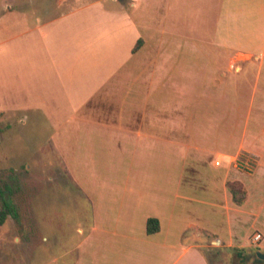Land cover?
<instances>
[{
  "label": "crops",
  "instance_id": "obj_1",
  "mask_svg": "<svg viewBox=\"0 0 264 264\" xmlns=\"http://www.w3.org/2000/svg\"><path fill=\"white\" fill-rule=\"evenodd\" d=\"M160 1L133 0L134 14L121 15L126 25L115 30H92L59 10L19 11L34 17L23 21L35 33L20 49L28 67L0 80L34 96L23 106L35 114L53 115L49 141L66 149L69 164L63 175L52 172L51 191L72 180L88 202L84 217L67 222L66 237L41 232L53 220L38 216L30 231L21 217L16 232L9 215L0 225L10 224V235L0 233V264H210L204 247L250 246L253 229H264V0H194L220 6L215 35L194 25L195 42L172 36L188 26L183 7L192 0L142 10ZM246 154L257 161L251 175L235 163ZM212 155L217 167L228 165L210 182L201 164ZM235 179L248 186L241 205L227 184ZM149 218L158 231L148 232ZM258 252L254 262L263 260Z\"/></svg>",
  "mask_w": 264,
  "mask_h": 264
},
{
  "label": "rangeland",
  "instance_id": "obj_2",
  "mask_svg": "<svg viewBox=\"0 0 264 264\" xmlns=\"http://www.w3.org/2000/svg\"><path fill=\"white\" fill-rule=\"evenodd\" d=\"M162 1H160V4L154 3L152 5L151 3L146 5L142 10L149 7V9H154L155 12H162L166 6ZM132 2L133 0H0V79L4 77L17 78L19 69L28 67L19 61L23 58L20 49L23 45L22 42H25L30 35L35 33L34 31H31L30 34L26 32L23 21L28 20L31 22L34 17L23 18L19 16V11L33 14L34 10H59L60 13L63 11L69 13L66 15L69 18L73 17L76 24L90 26L92 30L106 27L115 30L116 26L126 25L120 17L121 15L134 14L136 8L132 5ZM188 5L183 7L185 9L182 23L188 26L185 25L186 29L177 28L176 33L172 36H176L180 41L186 39L188 42H192L191 40L195 42L194 34L191 33L194 30V25H198L200 28L206 26V30L203 31L204 34L209 35V32H213L214 36L215 13L217 11L218 15L220 6L217 5V9L206 7V5L201 8V3L195 5L194 0L190 1ZM9 6H11V9H8ZM171 8L173 12L177 13L175 5L174 7L171 5ZM200 16L201 19H199ZM156 19L161 21L160 17ZM207 28L209 29L207 30ZM29 68L34 73V66L30 65ZM33 102L34 96L26 95L15 89L14 85L3 84V81L0 80V111L5 113L0 112V172L2 177L11 185L12 199L20 206L22 217H24L22 226L27 231L33 230L36 223L34 216H38V220H53V223H46L49 225H41L39 227L41 232L54 236H70L73 232L70 231L71 225H67V222L72 224L76 219L84 217L87 214L84 206H87L86 202L88 201L82 191L74 188L72 180L69 184H64L65 186L59 184L60 187L67 186V189L63 188L55 193L51 191L50 175L55 170L59 175H63V169L69 164V161L63 157L65 156L63 151L66 149L54 146L49 141L53 131L50 127L53 115L48 114L50 116V119H48V116L47 118L44 114H35L33 109L23 106L24 104H33ZM247 155H241L235 163L245 174L251 175L256 171L257 161L255 156L250 155L248 157ZM215 159L216 156L212 155L206 162L201 164L202 168L209 172L210 177L205 178V180L210 182L211 179L218 178L220 172L223 173L228 165L224 163L222 166L217 167ZM60 179H63V177L60 176ZM233 181L243 184L247 190L248 198L247 184L238 179ZM216 190L213 189L212 195L218 194L220 201L225 205V197L220 190L217 193ZM190 202L192 201H188L189 204ZM194 203L196 205V202ZM218 211L216 217L219 230L217 234L218 241L225 242L228 238L226 213L221 206ZM262 217H264V213L261 214L260 218ZM56 219L58 223L54 224ZM9 227L10 224L0 227V233L7 230V236L10 235ZM18 228L16 222L14 230L17 232ZM258 232L261 234V239L256 242L254 236ZM206 239V236L202 235L199 238L200 243H204L207 241ZM250 242V246L235 245L230 247L221 242L217 243L213 249L204 247V252L210 264H237L240 257L236 254L237 251L234 248H245L250 253V257L246 259L244 264H264V259L259 262L253 261L255 252L261 251L264 253V229L259 226L255 227L250 235Z\"/></svg>",
  "mask_w": 264,
  "mask_h": 264
},
{
  "label": "trees",
  "instance_id": "obj_3",
  "mask_svg": "<svg viewBox=\"0 0 264 264\" xmlns=\"http://www.w3.org/2000/svg\"><path fill=\"white\" fill-rule=\"evenodd\" d=\"M227 184L232 193L234 202L238 205L243 204L247 199V190L243 184L238 181L236 182L231 180H229ZM9 215H12L18 225H21L22 212L20 206L12 199L11 185L5 178L2 177L0 172V225H3L6 222ZM159 227L160 225L158 219H148L147 229L149 233L158 231ZM239 257L240 264H244L246 259H248L247 256L241 252L239 253ZM256 260L260 261L257 257Z\"/></svg>",
  "mask_w": 264,
  "mask_h": 264
},
{
  "label": "built area",
  "instance_id": "obj_4",
  "mask_svg": "<svg viewBox=\"0 0 264 264\" xmlns=\"http://www.w3.org/2000/svg\"><path fill=\"white\" fill-rule=\"evenodd\" d=\"M261 239V234L260 233H257L255 236H254V241H259Z\"/></svg>",
  "mask_w": 264,
  "mask_h": 264
},
{
  "label": "water",
  "instance_id": "obj_5",
  "mask_svg": "<svg viewBox=\"0 0 264 264\" xmlns=\"http://www.w3.org/2000/svg\"><path fill=\"white\" fill-rule=\"evenodd\" d=\"M258 256H259L260 258L264 259V254H263V253L258 252Z\"/></svg>",
  "mask_w": 264,
  "mask_h": 264
}]
</instances>
